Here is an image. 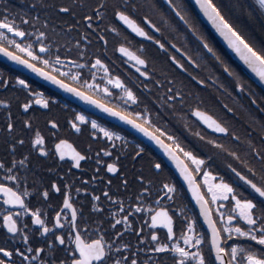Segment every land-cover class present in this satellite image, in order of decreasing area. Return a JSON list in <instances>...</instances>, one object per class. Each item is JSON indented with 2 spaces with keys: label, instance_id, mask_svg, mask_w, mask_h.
Instances as JSON below:
<instances>
[{
  "label": "snow or ice",
  "instance_id": "6c2138e0",
  "mask_svg": "<svg viewBox=\"0 0 264 264\" xmlns=\"http://www.w3.org/2000/svg\"><path fill=\"white\" fill-rule=\"evenodd\" d=\"M195 4L215 31L223 37L228 47L258 77L261 84H264V40L257 41L251 36L246 39L245 35L225 18L221 7L212 0H195ZM241 7L239 0L230 5V9L235 11H240ZM250 7L252 10H249ZM243 11L249 18L256 12L264 19V0H255L254 6L243 5ZM142 13L158 16L169 26L171 32H177L185 39L186 34L180 32L179 23H172L174 14L193 31V35L197 34L193 23L185 18L187 10L182 0L179 4L174 3V0H163L162 4H158L156 0H32L27 11H10L8 7L0 10V54L24 65L81 100L96 105L105 113L131 124L159 145L176 163L179 174L199 209L198 215L193 214L182 203L184 189L169 182L167 177L157 178L146 175L143 170L137 173L135 169L131 177L123 170L118 172V168H121L120 158L124 154L114 145L123 139L121 132L102 126L97 119L90 118L84 111H75L62 122L50 107L59 103L57 97L44 99L43 94L36 91L31 93L36 97V103L49 109V115L44 117L47 139L39 127H34L33 118L22 120V128L17 129L11 114L6 115V124L0 137L4 152V156L0 157V193L3 194V204L13 206L5 207L0 212V264H264V118L252 116L255 127L250 126L242 139L241 134L228 124L226 118L217 120L203 111L200 107L203 102L201 86L211 85L193 75L181 60L176 59L166 47L170 45L171 48H176L171 40L165 37L162 42L138 23L139 19L156 33H161V28L150 19L149 14ZM61 17L67 19L62 20ZM50 19L54 23L50 24ZM106 21L110 22L106 24V28H101L100 25ZM117 21L163 51L166 54V62H171L173 67L180 70L182 79L177 80L172 75L158 78L160 73L154 60L149 58L150 54L137 55L126 47L130 41L127 36H122L116 25ZM106 29H110L111 34L122 40L116 45L115 51L129 57L133 61L132 68L139 77L144 78L133 87L126 85L105 63L109 35ZM71 31H76L77 36L71 38L72 42L64 50L61 39ZM92 34L96 35L97 44L103 41L104 50L99 47L90 49ZM4 40L20 53H26L27 58L6 47L2 42ZM197 40L202 46L196 52L197 57L211 54L221 63L224 72L236 76L234 89L247 93L253 105L257 104V96L260 102L264 103V94L255 93V90L249 92L251 85H248L247 81L242 83L241 77L229 70L228 65L221 61L204 36L197 35ZM139 50L144 51L143 43L139 45ZM184 56L190 64L200 67L188 52H184ZM149 64L153 65L151 69ZM85 69L88 71L85 72ZM61 77L79 83L80 87L74 86V83H66ZM98 77L103 82H98ZM0 80L7 84L9 77L0 71ZM174 81V90L168 87L160 95L149 98V102L157 110L155 115H159L162 107L171 112L177 104L184 106L187 101H191L188 104L189 112L203 121L208 128L214 129L215 133L223 134L224 139L204 136L197 130L194 133L197 142L191 147L182 146L178 136L168 135L167 131L157 128L153 122L154 114L147 103L140 111L132 114L136 117L133 119L131 115L126 114V110L110 107L89 95L87 91L81 90L91 88L96 92L111 95L109 85H114L120 93L116 99H122L126 105L135 106L142 103L137 95L138 91L145 90L150 93L154 87L163 89L165 84L172 85ZM12 83L21 85L25 91L31 87L28 81L19 75L12 78ZM219 87L224 89L223 84H219ZM261 92L264 93V89ZM156 101H159V104ZM10 103L9 99L0 98V105L10 106ZM31 103V99L23 103L18 102V107L28 109ZM223 108L226 114L233 112L226 104ZM260 112L264 113V108H260ZM89 122L90 138L102 134L108 141L107 148L97 146V167L92 171L100 173L102 168H106L107 173H117L115 188L112 186V180L105 181L103 175L99 177V181L97 175L69 179L72 166L80 169L81 162L91 158L92 145L87 144L82 150H78L61 134V129L66 123L68 133H81ZM188 127L187 124L184 125L185 129ZM152 129L161 132L170 143H165ZM25 135L28 137L29 150L18 153L17 149L25 144ZM233 142H236L235 148L232 147ZM118 147L127 149V141ZM241 148L245 159H241ZM114 151L117 152L116 158L112 157ZM145 151V147L136 144L130 155L136 160ZM33 153L38 154V161L46 160V163L32 161ZM177 153L182 155L183 160ZM101 154L103 159L99 158ZM49 157L51 159H47ZM228 158L238 162L239 170ZM153 159L154 163L149 165L150 171L163 173L166 168L164 161ZM216 162L222 166L224 175H220L218 171L210 172L205 167L206 164ZM65 163L69 165L67 169L60 167ZM201 171L204 177L203 185L197 183L195 175ZM53 175L55 178H52ZM212 175L217 179L214 183H209L207 177ZM21 182L24 185L22 188ZM97 183L103 185L102 193L93 187ZM130 185L134 186V189ZM202 187L206 188V191H201ZM53 195L62 196V202H57L58 206L47 204ZM80 195L86 197V200L79 201ZM33 196L37 198L36 204L29 206ZM161 197L165 198V203L172 204L171 214L167 207L150 208L145 205L146 200L149 204L154 200L159 205ZM41 202L52 209L50 217L47 210L41 211ZM226 205L229 206L227 211ZM149 211L152 228L147 231H150V237L145 228L134 226L135 222L130 218L137 213H143L147 221L146 214ZM26 214H30V223L36 228L24 223ZM174 218L182 223L180 235L174 232ZM198 218H202L207 225L206 232L197 231ZM158 224L167 229L166 238L163 240L155 228ZM130 231L140 234L135 240V250L131 241L125 242L122 238ZM30 232L41 242L34 245ZM145 240L148 243L142 244Z\"/></svg>",
  "mask_w": 264,
  "mask_h": 264
},
{
  "label": "flooded vegetation",
  "instance_id": "af4514ba",
  "mask_svg": "<svg viewBox=\"0 0 264 264\" xmlns=\"http://www.w3.org/2000/svg\"><path fill=\"white\" fill-rule=\"evenodd\" d=\"M156 2L158 4H162L163 0H156ZM182 2L184 4L185 9L187 10L185 18L188 19L190 23H193L194 29L197 30L196 35H193V31L189 30L187 26L183 24V21H179V18L175 17L174 14H172V23H179L180 32L186 34L185 39H182L181 35H179L177 32H171L169 26L164 24L160 20V18L154 14L142 13L149 14L150 19H152L153 22L161 28V33H156L154 29H152L145 22L139 19L138 23H141L142 26L145 27L146 31H148L152 35H155L157 39H161L162 42H164V38L166 37L168 40H171L172 43L176 45L175 49L171 48L170 45H166V47H168V50L176 56V59L181 60V62L184 63L185 67L188 68L189 72L199 77L200 79H204L207 85H211L210 87L201 86V88L203 89V91L201 92V96L203 98V102L200 104L201 109L217 120H224L226 118L228 124L231 127H234L238 134H241L243 139V134L248 132L249 127H255V125H253L252 116H256L258 119L264 118V113L260 112V108H264V103L260 102L259 96H257V104L253 105L251 104L249 95L247 93H242L238 89H234L236 76H230L227 72H224L221 63L218 62L211 54L201 57L196 56V52L202 47L199 45L197 35H202L205 37V39L208 41V43L214 49L217 55L220 56L221 61L228 65L229 70L235 72L241 77L242 83L247 81V84L251 85V87H249V92H253V90H255V93H264L261 92L262 89L254 83L250 76L241 69V67L222 47L216 37L211 33L209 28L202 22L192 4L188 0H182ZM212 2L216 3L219 7H221L222 14L225 15V18L229 19V22L233 23L234 26L237 27L243 35H245L246 39L250 36L254 37L257 41H261L264 39V33H262V30L264 29L261 24V22L264 20L261 19V17L256 12H253L252 17L249 18V16L243 11V5H249L247 0H239V3L242 6L240 11L230 9V5L232 3H235L236 0H212ZM31 3L32 0H0V10H2L4 7H8L10 11H27L28 5H30ZM174 3L179 4L181 3V0H174ZM226 9H228V11H225ZM249 10L252 9L250 8ZM33 14H35V12H33ZM165 14H168L167 10H165ZM61 19H67V17H61ZM108 22L110 21L102 23L100 27L106 28V24ZM51 23H54V21L50 19V24ZM116 25H118L119 31L121 32L122 36H127L128 40L130 41V43L126 44V47H129L132 51H135L137 55L150 54L149 58L154 60L157 70L160 73L158 78L163 79L166 75H172L176 77L177 80L182 79L180 75V70H177L175 67H173L171 62H166V54L163 51H160L157 46H154L152 42H146V38L138 37L135 33H132L126 25L122 24V22L117 21ZM106 31L109 33V35L107 36V59H105V63L108 65L109 69L114 74L120 76V78L126 85H128L129 87H133L134 84H138L139 81L144 78L139 77V74L135 71L134 68H132L133 61H131L129 57H126L122 53L115 51L116 45L122 42L121 38L115 36L114 34H111L110 29H106ZM76 36V31H71L67 33V36L61 39V44L63 45L64 50H66L68 48V44L72 42L71 38H74ZM2 42L5 44L6 47H9L10 50L16 51L18 55H23L25 58H27L26 53H20L19 50L15 49L14 46L8 45L6 40ZM141 43L144 44L143 52L139 50V45ZM89 47L91 50H95L98 47L101 48V50H104L103 41L97 44L95 34H92L90 36ZM177 49H179V51ZM203 51L206 52L207 50ZM184 52H188L189 55L196 59L200 67L197 68L195 65L190 64V62H188L187 58L184 56ZM152 66V64H149V69H151ZM0 71H2L4 75L9 77V81L7 84H4L3 81L0 80V98H7L11 101L10 106L0 105V137H2L3 135L4 127L6 124V115L11 114V117L17 129L22 128V120L33 118L34 127H39L42 131V134H44L47 139L48 132L44 126V117L49 115V109L45 108L42 104H37L36 97L32 96L31 93L39 91L43 94L42 98L44 99H48L51 96H56L59 103L55 106L50 105V107L52 108V111H54L61 118L62 122H64L65 117H70L74 114L75 111H84L90 118L97 119L102 126L108 127L110 129L122 133L123 139L117 142V145H114V147L118 148L119 152L124 154L120 158L121 168H118V172L123 170L129 175V177H131L132 171L135 169L137 170V173L140 170H143L146 175H150L157 178L161 176L167 177L169 182L176 183L179 187H182L184 189L182 203L189 210H191L193 214L198 215L199 209L194 199L189 194L187 187L179 174V170H176V163L172 161L164 153L163 149H161L159 145H157L149 137L144 136V134L141 133L139 130L133 128L131 124H128L125 121H121L118 117L105 113L103 109L99 107L98 109H96L93 104L83 101L74 94L59 88L51 81L45 79L37 73L32 72L24 65H21L16 61L10 60L3 54H0ZM87 71L88 70L85 69V72ZM17 75L21 76L22 78L28 81L29 85L31 86L28 91L23 90V87L21 85L12 83V78ZM61 78L65 79L66 83H74L73 81L68 80L65 77ZM97 79L98 82H103L99 80V77ZM145 82L147 81L145 80ZM219 84H223L224 89H221L219 87ZM74 86L80 87V84L74 83ZM168 87H172L174 90L175 81L172 83V85L165 84L163 89L154 87L150 93L145 90L138 91L137 95L140 96V100L142 103L135 106L126 105L122 99L117 100L116 98L120 96V93L114 85H109L111 95L104 94L103 92H96L91 88H81V90L87 91L89 95H93L97 100H100L102 103L108 104L110 107H117V109L121 111L126 110V114L131 115V118L133 119H136V117L132 114H134L136 111H140L144 104L147 103L148 108L154 114L153 122L156 124L157 128L161 129L162 131H167L168 135L178 136L179 142L182 144V146L191 147L192 144L197 142V138L194 135L197 130H199L204 136H213L217 139H224L223 134L215 133L214 129L208 128L207 125L203 123V121H201L198 117H195L194 115H192L191 112H189L188 104L191 103V101H187L184 106L177 104L171 112L166 107H162L159 115H155L157 110L149 102V98L154 97V95H160V93ZM168 94L171 95V93ZM28 99L32 100V103L29 105L28 109H21L18 107V102L23 103L26 102ZM156 103L159 104V101H156ZM224 104H226L228 108L233 109V112L226 114V110L223 108ZM65 105H67L66 108L64 107ZM161 117H163V119H161ZM185 124L189 126L187 129L184 128ZM67 128L68 125L64 123V127L61 129V134L68 138L70 140V143H72L73 146L76 147L78 150H82L87 144L92 145L91 158L81 162L80 169H76L75 166H72V172L69 176V179H71L72 177H78L79 179H82L84 175H88L89 177H91L92 175H97L99 181V177L103 175L105 181L109 179L112 180V186L115 188L118 178L117 173H107L106 168H102L100 173H95L92 171L97 167L95 163V160L97 159V146L107 148V138L104 137L102 134H99L98 137L90 138V122L81 133H68L66 131ZM152 130L155 132L156 135L160 136V138L164 140L165 143H170V141H168L165 136L161 135V132L156 131V129ZM96 131L99 133V129H97ZM253 135H255V133H253ZM27 139L28 137L27 135H25V144L17 149L18 153L29 150ZM125 141H127V149L119 148L118 146L120 144L125 143ZM171 143L175 144L176 141H171ZM136 144H140L142 147H145L146 151L143 155H140L139 159L134 160L130 153L135 149ZM232 147H236V142L232 143ZM177 155L180 156L181 160H183V157L180 153H177ZM3 156L4 152L2 150V145H0V157ZM37 156L38 154L33 153L31 156V160L38 163H46V160L38 161ZM112 157L116 158L117 152H112ZM8 158L10 159V157ZM99 158L103 159V154H101ZM153 158L164 161L166 168L163 173L150 171L149 165L151 163H154ZM17 159H19V156H17ZM47 159L51 158L49 157ZM65 159L67 160L70 158ZM241 159H245L242 148ZM228 161L233 163V166L238 167L239 170L238 162L231 160V158H228ZM60 167L67 169L69 165L65 163L63 165H60ZM189 167L194 168V166L192 165H189ZM205 167H207L210 172L218 171L220 172V175H224V172L221 170L222 166L219 164V162L206 164ZM195 175L197 177V183L199 185H203V172L201 171L200 173H195ZM52 178H55V175H53ZM79 179L77 180V183H79ZM216 179L217 177L215 175L207 177L209 183H214ZM57 183L59 184L60 181L58 180ZM23 186V182H21L20 187L22 188ZM29 186H31V184H29ZM93 187L101 193L103 192V185L97 183V185H93ZM130 187H133L134 189V186L130 185ZM74 188L75 185H73V190ZM201 191H206V188L202 187ZM241 191H243V189H241ZM2 196L3 194L0 193V212H2L5 207H13L5 206L3 204ZM85 200L86 197H84L83 195L79 196V201ZM36 201L37 198L33 196L31 198L29 206H35ZM79 201L74 202L79 203ZM57 202H62L61 195H53L51 199L47 202V204H56L58 206ZM133 202L135 201L133 200ZM145 205L150 208L156 206L167 207L169 209L170 214L173 211L172 204L170 202L165 203L164 197H161L159 205H157L154 200L151 202V204H149L146 200ZM40 207L42 212L45 210L48 211L49 217L52 215V209L47 208L43 202L40 203ZM228 207L229 206L226 205V211ZM146 215L147 221H145V214L143 213H137L136 216L130 218L134 220V226H141L145 228L146 234L150 237L151 233L147 230L152 228L150 222L151 211H149ZM214 218L216 217L214 216ZM24 223L32 228H36V226H32L30 223V214H26V219L24 220ZM155 228L158 231V236L160 237V239H165L167 229H165L163 225L159 224L156 225ZM196 228L197 231L206 232L207 229L204 226L202 218H198ZM181 230V221L179 219L174 218V232L177 235H180ZM29 234L31 242L34 245L41 242V240L37 238L34 233L30 232ZM139 235L140 234H137L134 231H130L127 234H124L122 238L125 242L131 241L133 245V250H135V240L138 238ZM0 242H2V240H0ZM147 243V240L142 242V244ZM141 255L143 256L144 254L141 253Z\"/></svg>",
  "mask_w": 264,
  "mask_h": 264
},
{
  "label": "water",
  "instance_id": "95a60500",
  "mask_svg": "<svg viewBox=\"0 0 264 264\" xmlns=\"http://www.w3.org/2000/svg\"><path fill=\"white\" fill-rule=\"evenodd\" d=\"M192 6L194 7V9L196 10V12L198 13L200 19L202 20V22L209 28V30L211 31V33L216 37V39L219 41V43L222 45V47L227 51V53L232 57V59L241 67V69L243 71H245L250 78L254 81V83L259 86L261 89H264V84H261V82L259 81L258 77H256V75L247 68V66L243 63V61L239 58V56L228 47L227 43L224 41L223 37H221L216 31L215 29L212 27V25L207 21V19L201 14L199 8L196 6L195 4V0H188ZM251 4L254 6L255 5V0H250ZM264 20V19H263ZM96 109H98V107L96 105H94ZM176 170L178 171L177 167ZM186 187L187 184L185 183ZM188 190V189H187ZM189 192V191H188ZM189 194L191 195V193L189 192ZM192 196V195H191ZM195 201V200H194ZM196 203V202H195ZM204 223V221H203ZM204 226L207 229V225L204 223Z\"/></svg>",
  "mask_w": 264,
  "mask_h": 264
},
{
  "label": "trees",
  "instance_id": "16d2710c",
  "mask_svg": "<svg viewBox=\"0 0 264 264\" xmlns=\"http://www.w3.org/2000/svg\"><path fill=\"white\" fill-rule=\"evenodd\" d=\"M247 1H248V3H249L250 6H253V5L251 4V1H250V0H247ZM250 8H251V7H250ZM261 24H262L263 29H264V21H262ZM262 33H264V30H262ZM263 40H264V39H263Z\"/></svg>",
  "mask_w": 264,
  "mask_h": 264
}]
</instances>
